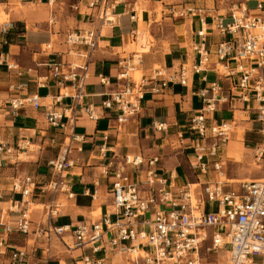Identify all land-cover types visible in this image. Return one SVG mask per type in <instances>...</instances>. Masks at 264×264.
Wrapping results in <instances>:
<instances>
[{
    "label": "built area",
    "instance_id": "2783aa9c",
    "mask_svg": "<svg viewBox=\"0 0 264 264\" xmlns=\"http://www.w3.org/2000/svg\"><path fill=\"white\" fill-rule=\"evenodd\" d=\"M20 2L24 0H19ZM248 0H245L247 2ZM121 0H85L87 10H97V18L103 25H112L114 11ZM195 9L187 10L192 15ZM264 0H257L251 11L245 4L232 8L228 16H213L200 20L201 29L197 37L204 38L209 32L221 37L211 60V53L204 42L192 45L194 57L190 62L176 65L173 69L153 68L147 75L134 80L133 72L141 63V57L134 54L118 63L119 73L116 82L120 89L111 93L101 102L100 108L112 111L121 130L140 114L141 102L147 95H163L170 85L188 87L192 78L201 75L200 82L206 86L193 95L202 101V107L189 120V132L203 140L206 134V116L215 111L216 104L225 102L221 97L219 82H208L206 75L213 73L218 77L235 81L232 98L241 100L246 106L252 104L258 132L264 136ZM256 12V13H253ZM184 12L177 14L183 17ZM132 19V18H131ZM13 28L9 21L0 23V37L6 36ZM98 30H69L64 36L66 54L77 55L81 63H53L46 66V73L35 78L38 89L52 85L57 89L49 97L46 105L40 103L37 95L20 96L27 91V84H9V97L0 99V108L6 114L16 117L20 110L31 108L43 110V118L48 130L52 131L50 144L61 141L56 156L46 163L49 178L38 184L28 175L13 178L8 192L19 196L7 208V218L14 215V223L3 224V236L0 248L5 253L11 234L28 235L31 233L29 200L47 198L43 205L46 218L45 228L35 229V235L45 241V247L36 255L17 248L9 254L10 264H48L52 259L50 237L54 236L58 244L71 252L89 251L73 258V264H104L109 258H124V264H256V256L264 257V177L257 180H242L225 190L223 183L189 184L174 189L166 179L158 176L157 157L143 159L141 156H118L106 146L108 134H103V144L98 148L97 160L101 163L102 174L110 182L112 205L109 211L99 215L97 220L78 222L74 225L56 227L52 224L63 204L58 200L64 197L72 200L74 194L67 180L68 172L77 166L75 154L83 152V136L75 133L77 114L85 115L90 121L99 119L96 107L84 101V85L88 79V67L97 49ZM85 50L77 53L76 47ZM51 51L49 44L42 52ZM15 72L21 76L24 72L13 63L6 62L0 55V68ZM37 67H40L38 65ZM100 84L106 86L109 81L100 76ZM66 101V102H65ZM68 101V103H67ZM164 124L154 122L152 129L165 132ZM118 131V132H119ZM210 136L216 140L208 147L210 156H216L219 146L228 138L227 125L220 123L210 128ZM31 143L20 140L10 144L0 140V160L14 159L23 162L20 156H27ZM196 159L200 162L204 156L199 148ZM261 152L260 155L262 156ZM144 170V180L135 183L130 171ZM194 167V166H193ZM204 169V164L200 165ZM214 169L218 170L217 165ZM139 185L146 190L140 191ZM95 196L93 193L92 199ZM2 196H0V199ZM31 202V201H30ZM4 212H1L0 223ZM225 252L223 261L218 259L219 252ZM211 260V263H205ZM57 264H68L59 259ZM261 264H264L262 260Z\"/></svg>",
    "mask_w": 264,
    "mask_h": 264
},
{
    "label": "crops",
    "instance_id": "0c3cea01",
    "mask_svg": "<svg viewBox=\"0 0 264 264\" xmlns=\"http://www.w3.org/2000/svg\"><path fill=\"white\" fill-rule=\"evenodd\" d=\"M114 11L115 22L112 25L99 27L97 10H87L85 0H0V14L5 15L13 28L6 36L0 37V55L6 62L17 65L22 71L31 69L30 73L16 76L15 72L0 68V99L9 97L7 87L9 84H27V91L20 96L37 95L40 103L46 105L49 97L57 93L52 85L38 89L35 78L46 73V66L53 63L75 64L81 59L73 54H66L64 45L65 33L69 30L91 29L98 30L97 49L88 67V79L84 85V101L96 107L99 117L97 121H90L85 115L77 114L75 133L83 136L81 144H74V148L82 146L83 152L75 154L78 160L76 167L68 172L67 180L74 194L72 200L59 197L63 206L59 209L57 217L52 224L56 227L74 225L78 222L89 223L91 214L98 209L99 215L109 211L112 205L110 193L111 180L102 174L101 163L97 160L98 148L103 144V134H108L106 146L118 156H141L143 159L158 158L156 172L158 176L166 179L174 189L189 184L223 183L224 189L229 190L242 180H257L251 168L252 153L257 147H264V138H258L259 124L253 128L251 124L244 123L240 134L234 139L227 138L225 144L219 146L216 156L208 153L211 143L217 141L210 136V128L220 123L229 124L235 120V114H254L252 104L246 106L241 100L232 98L235 93V81L225 77H218L213 73L206 75L208 82L218 81L222 91L221 97L225 102L216 104L215 111L206 116V134L203 140L189 132V120L202 107V101L193 95V92L204 88L205 83L200 82L201 75L192 78L188 87L170 85L163 95L149 96L141 102V112L135 116L128 125L120 131L112 111L103 110L100 104L108 96L120 89L121 82H116L120 69L118 63L123 58H130L135 52L144 50L150 39L153 44L147 52L141 54L139 69L142 75H147L154 67L173 69L176 65L190 62L194 57L191 52L193 44L204 42L211 53V60L217 43L221 41L215 33L209 32L204 38L197 37L201 29L200 20L209 23L210 17L216 13L208 11L205 6L208 1L202 0H121ZM250 1V0H249ZM248 1L249 10L255 8L257 0ZM195 9L192 15L187 10ZM184 12L183 17L177 14ZM256 13V12H253ZM264 17V11L261 12ZM132 18V19H131ZM224 18V17H223ZM1 19V18H0ZM147 34L146 41L139 43L142 35ZM49 44L51 51L42 52L43 46ZM84 47H76L74 51L80 53ZM144 52V51H143ZM40 65V67H37ZM100 76L106 78L109 84H100ZM66 102V101H65ZM68 103V101H67ZM6 108H0V140L15 144L20 140L29 141L31 152L27 153V160L15 162L14 159L0 160V207L9 206L10 202L19 200V196L8 192L13 178L28 175L42 184L49 178L46 163L56 156L61 141L56 137V143L50 144L52 131L48 130L43 118L42 108L33 110L25 108L19 111L16 117L6 114ZM164 124L165 132H156L152 124ZM119 131V132H118ZM261 135V134H260ZM261 137H264L261 135ZM199 148H203L204 158L199 162ZM260 153V152H259ZM204 169L200 170V165ZM217 165L218 170L214 169ZM254 165V164H253ZM194 166V167H193ZM22 167V173L19 168ZM21 170V169H20ZM144 170L137 173L130 171L131 180L139 183L144 180ZM224 181H220L221 178ZM139 190H146L139 185ZM93 193L95 196L92 199ZM46 197L34 198L32 203L43 206ZM34 206V205H33ZM99 217V216H98ZM97 217V218H98ZM31 233L20 235L13 233L8 238L5 253L8 255L17 249L27 251L36 250V255L45 247V241L35 235V229L45 228L46 218L43 212H32ZM14 223V215H9L0 223V238L3 236V224ZM52 246V259L48 264H57L63 259L73 264V258L89 251L79 250L66 252L54 236L50 237ZM54 244V246H53ZM261 261L255 262L261 264ZM255 258V257H254ZM109 258L104 264H124V258ZM117 260V261H116ZM224 260V259H223ZM221 260V261H223Z\"/></svg>",
    "mask_w": 264,
    "mask_h": 264
},
{
    "label": "rangeland",
    "instance_id": "374dc122",
    "mask_svg": "<svg viewBox=\"0 0 264 264\" xmlns=\"http://www.w3.org/2000/svg\"><path fill=\"white\" fill-rule=\"evenodd\" d=\"M206 1H208V3L205 5V6H207L206 9H208V11H212L213 13H216V15L219 17H226V16H228L229 11L232 8H238L239 5H242V4H245L247 7L249 0L247 2H245V0H202L201 2H206ZM252 6H253V4L249 5L248 7L251 8ZM0 18H1L0 23L8 20V18L6 16H3L2 13L0 14ZM141 35L142 36L140 38H138L139 43L146 41L148 38L147 34L146 35L141 34ZM152 44H153V41H152V39H150V44H148V46H146L144 50H141L142 52H139V53L135 52L134 54L141 56V54L147 52V50L149 49V47ZM154 68H157V67H154ZM141 76H142V72L140 71L139 66H136V70L133 72L134 80H136V81L139 80V78ZM254 119H255V116L251 113H249L248 116L247 115L242 116V114L236 113L235 114V120L232 123L227 124L228 138L230 140L236 138L235 136H238L240 134L242 128L245 126L244 123L251 124ZM257 124L258 123L253 122L252 123L253 128H257L258 127ZM257 136H258V138H264V137H261L260 134H257ZM30 150H33L32 147L30 148ZM259 152L260 153L264 152V147H257L252 153L251 168L255 172V177H254L255 179H260V178L264 177V153H262V156H261L259 154ZM20 160H23V161L27 160V156H20ZM22 169H23L22 167L19 168V173H22ZM224 180L225 179L223 177L220 179V181H224ZM32 199H34V198H32ZM29 203H32V200H29ZM62 203L64 204V202H62ZM8 207L9 206L0 207V215H1V212L3 211L4 212V215H3L4 220L7 219V215L5 213L7 212ZM42 209H43V206L35 205L34 203L29 205V210H31L32 212H34V211L42 212ZM99 214H100L99 211L95 212L94 214L92 213L91 214V220L92 221L97 220V217L99 216ZM53 246H54V244H53ZM87 254H89V253L87 252ZM225 256L226 255H225L224 251L219 252L218 259L223 260L225 258ZM118 260H120V259L118 258ZM253 260L255 262H259V261H261V258L255 257V258H253ZM205 263H211V260H207ZM0 264H8V255H7V252L3 253V248H0Z\"/></svg>",
    "mask_w": 264,
    "mask_h": 264
},
{
    "label": "bare ground",
    "instance_id": "6f19581e",
    "mask_svg": "<svg viewBox=\"0 0 264 264\" xmlns=\"http://www.w3.org/2000/svg\"><path fill=\"white\" fill-rule=\"evenodd\" d=\"M3 16H5V15H3ZM259 154H260V153H259ZM97 211H99V210L97 209L96 212H97ZM99 212H100V211H99Z\"/></svg>",
    "mask_w": 264,
    "mask_h": 264
}]
</instances>
